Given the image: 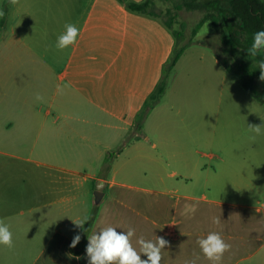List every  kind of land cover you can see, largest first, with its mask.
Instances as JSON below:
<instances>
[{
    "label": "crops",
    "instance_id": "0c3cea01",
    "mask_svg": "<svg viewBox=\"0 0 264 264\" xmlns=\"http://www.w3.org/2000/svg\"><path fill=\"white\" fill-rule=\"evenodd\" d=\"M38 1V6L33 0H19L15 6L0 2V10L8 7L5 20L0 17V123L10 122L9 128L13 123L25 124L20 125L24 129L22 134L0 132V155L25 161H32L22 156L26 152L38 156L40 160L33 163L41 169V179L29 188H37L33 191L40 198L50 193L61 196L42 198L43 201L31 204L29 210L14 211L9 185L0 181V220L8 224L13 234L11 249L0 245V264H88V237L107 227L124 234L134 229L130 243L143 260L147 256L141 250V238L152 243H156L157 237L168 240L170 246L161 250V264H186L192 260L196 264H212L203 255L197 239L206 238L209 232H219L231 245L220 261L228 264L232 254L242 247L230 242L234 237L232 222L221 219L219 226L208 227L203 226L206 220L201 219L199 226H189L183 218L189 206L179 210L182 199L187 203H215L208 199L212 182L207 174L204 176L203 166L188 158L183 175L173 170L164 177L158 164L149 171L131 161L120 163L119 158L131 144L141 156L157 161L141 153V140L128 139L132 134L134 138L139 136L135 129L142 105L135 108L132 100H126L124 95V99L119 98L116 90L105 98L100 94L90 96L85 91L88 76L102 69L88 65L83 53L74 52V45H69L73 50L55 47L65 24L73 20L65 18L60 0L54 6L45 0ZM122 10L126 11L125 7ZM72 24L78 28L76 23ZM49 36L54 41L51 52ZM110 70L121 73L112 65ZM53 81L55 95L50 97ZM58 85L61 91L57 90ZM37 93L43 100L35 98ZM145 100L142 97L143 103ZM126 104H131L129 116L127 110L117 109ZM33 108L39 114V146L33 143L30 147H18L16 141L30 137L24 136L31 133L30 124L37 119ZM29 170L0 165V174L9 176ZM33 191L29 193L36 196ZM92 194L97 202L95 216L85 235L94 213L85 203ZM79 220H85L82 228L75 223ZM77 234L81 240L75 249L81 253L75 255L70 242Z\"/></svg>",
    "mask_w": 264,
    "mask_h": 264
},
{
    "label": "rangeland",
    "instance_id": "374dc122",
    "mask_svg": "<svg viewBox=\"0 0 264 264\" xmlns=\"http://www.w3.org/2000/svg\"><path fill=\"white\" fill-rule=\"evenodd\" d=\"M45 1L54 6L56 0ZM60 1L65 18L70 17L80 30L74 52L83 53L93 69H102L89 74L85 91H89L90 96L105 98L116 90L119 98L126 96L135 108L142 105L135 129L139 136L134 138L132 134L128 139L141 140V153L157 161L141 156L132 144L118 161H131L149 171L158 164L162 166L164 177L173 170L183 175L188 158L198 162L204 168V176L207 174L212 182L208 199L215 203H187L182 199L179 210L190 208L183 216L187 225L199 226L197 222L202 219L206 220L203 226H219L210 223L213 216L231 221L234 237L230 242L242 247L232 254L228 264H264V128L260 135L248 130V125H264V100L247 91L225 68L221 61L225 53L220 31L208 21L193 35L205 15L186 9L175 11V4L185 0H154L155 11L161 15L158 17L126 8L129 1L143 3L146 0ZM0 2L9 5L8 0ZM33 3L39 5L38 0ZM167 9L177 15L174 29L182 32L180 40L164 23ZM53 45L49 36V52ZM182 46L186 47L184 53L170 69ZM68 50L73 48L70 46ZM111 65L121 69V73L111 72ZM164 78L166 90L155 101L151 95ZM50 93V97L55 95L54 81ZM142 97L146 98L144 103ZM130 105L117 109L127 110L129 116ZM34 110L37 119L30 124L31 133L24 136L30 137L16 141L18 147H30L33 143L39 146V114L36 108ZM9 123H0V132H24L20 127L24 123H13L10 128ZM22 156L32 161L0 155V165L30 169L29 173L18 171L14 176L0 174V181L9 185L14 211L29 210L31 204L43 201L42 198L50 200L61 196L50 193L40 198L39 193L33 191L37 188H29L41 179V169L33 163L40 158L29 152ZM92 195L85 203L90 212H94L97 204Z\"/></svg>",
    "mask_w": 264,
    "mask_h": 264
},
{
    "label": "trees",
    "instance_id": "16d2710c",
    "mask_svg": "<svg viewBox=\"0 0 264 264\" xmlns=\"http://www.w3.org/2000/svg\"><path fill=\"white\" fill-rule=\"evenodd\" d=\"M154 0H146L143 3L129 1L126 8L130 11L147 14L153 17L161 16L155 11ZM199 11L204 13V18L196 26L193 35H196L199 29L208 21L212 22L213 28L221 33L223 51L225 56L223 62L227 71L233 75L241 85L251 92L257 99L264 100V81L259 79L260 69L257 62L264 59V52L252 57L248 49L253 42L254 33L264 30V0H185L174 6L175 11L180 10ZM5 15L8 13V7L4 8ZM176 13L167 9L164 15L165 25L173 31L174 36L180 40L182 32L175 30ZM184 46L180 47L174 59L170 64L172 69L185 51ZM167 87L166 78L162 80L155 92L151 95L152 99L158 101L164 94ZM95 212L91 217L94 219ZM91 222L85 229V235L91 228ZM71 252L75 255L81 253L75 248Z\"/></svg>",
    "mask_w": 264,
    "mask_h": 264
},
{
    "label": "clouds",
    "instance_id": "9594fccd",
    "mask_svg": "<svg viewBox=\"0 0 264 264\" xmlns=\"http://www.w3.org/2000/svg\"><path fill=\"white\" fill-rule=\"evenodd\" d=\"M10 5H17L19 0H8ZM5 15L3 10H0V17ZM65 31L58 36L55 47L58 50H64L69 45L76 43V38L79 35V29L75 24H65ZM249 55L257 57L258 54L264 52V30L254 33L253 42L248 49ZM260 69L259 79L264 81V59L257 62ZM57 90L61 91L58 85ZM37 100H43V97L37 93ZM264 125H248V130L256 135L261 134ZM253 140L255 136L251 137ZM87 219V218H85ZM78 227H83L84 220L75 221ZM212 223L219 225L220 218L213 217ZM135 230L129 229L127 234L118 233L114 228L107 227L98 235L93 234L88 237V244L85 248V255L88 264H161L163 259L161 250L170 246V242L163 237H157L156 243L145 241L143 238L139 240L141 250L147 256L146 260L141 259L140 254L133 248L130 243V237L134 235ZM81 240V235L77 234L70 242V247L75 248ZM199 245L203 255L212 262V264H220L225 252L230 250L231 245L226 243L219 232H209L206 238H198ZM0 245H4L11 249L13 247V234L9 226L0 220ZM186 264H196L195 260L188 261Z\"/></svg>",
    "mask_w": 264,
    "mask_h": 264
}]
</instances>
